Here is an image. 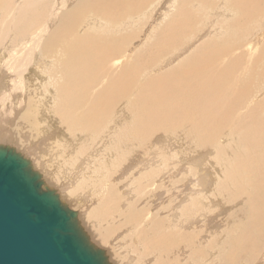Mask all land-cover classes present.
<instances>
[{
  "label": "bare ground",
  "instance_id": "1",
  "mask_svg": "<svg viewBox=\"0 0 264 264\" xmlns=\"http://www.w3.org/2000/svg\"><path fill=\"white\" fill-rule=\"evenodd\" d=\"M15 1L16 0H13L11 4L17 3ZM145 1H149V0H55V2H49L48 0H37L38 2L37 6L35 4V0H27L26 1L27 4L25 3H24L25 5L22 4L21 7L23 6V11L20 10L19 14L23 16V18L21 17V20H23L25 24L26 23L27 24H26V28L24 29L21 28L23 30L20 34L21 37L11 38L10 40L12 39L15 40V42L11 44V41H9V38L11 37L10 32L13 34L12 32L13 29H11L12 28L11 27L10 28L11 31H8L5 25H9L11 22H13V20L10 21L9 23L8 22L9 20L7 19L8 24L4 25L6 27V30L8 31L7 34L5 33L7 35L5 36V38L6 37L7 38L5 39L3 36V40H1V42H4V43L0 47V52H1L0 53V140L7 141L8 143L4 144V142H0V144L13 147L15 150H17L18 152L22 153L25 157H27L23 153L24 150L21 149L22 150L21 151L18 148V145L17 146L13 145L15 142H18V143L21 142L19 145H24V146H21L22 148L24 147V149H27L28 151L30 150L31 152V154L29 155L30 157L28 156L27 158H29L32 161L33 167L42 174L43 179L45 180L47 185H49L50 183L46 179V177L49 176L47 173H50V176H51L52 171L50 170L54 168L52 169L49 168L52 166V164L50 166L47 165L48 164L47 161H49V159L47 160V158L45 157L46 155H43L44 157H39V154L41 155L42 153L40 152L35 153L34 152L35 150H33L34 148H32L29 145V143H31L32 141L28 142L27 140L28 136H30L29 133H31V135H34L35 131L36 132L42 131L41 136H43V132L48 131L49 123L46 121V119L54 118L55 120H58L57 122H59L61 130H62L61 133L63 134L62 136L61 135H58V136H61L65 139L64 145L53 142L57 147L60 146L58 147V149H56V153L60 154L63 152L62 153L63 155L64 153H68L67 147L69 144L74 145V148L77 149L76 148L77 145H75L77 143L74 142L75 140L73 141V139L74 138L83 139L85 142L87 141V142L93 143V145L90 146L89 149L92 147L96 149V150L94 149L93 152L91 149H90L91 152L89 153L86 152L87 154H90L88 156V161H89L88 164H89L92 162V158H94L95 153H97V149H98L96 148L97 145L99 144L98 146H100L101 144V147H106L104 157H103V152L102 153L100 152L102 154L101 156L100 154H98L100 156L99 159H101L102 157L104 159L103 165L99 164L101 160L103 159L101 160L98 159V161L100 162L99 163L97 162L98 166L100 165L105 166L104 169L100 168L99 170V172L102 173V176L100 173V176L102 178H100L101 180L99 181L98 179L99 177H98L97 178L98 182L97 180H95L94 183L92 182L88 185L90 187L89 188L90 190H93L96 193L98 192L97 194L94 192L95 197L97 198V199L94 198L95 199L94 206L91 208V210L86 209L87 211H84V212L82 211L84 210L83 207L81 206L82 204H85L86 202H89L91 200L92 202L94 201H93V195L89 191L84 192L81 186L80 188L83 192L81 191L82 193L80 194V196L82 199L79 196L77 198H80V200H83V201H80L82 202V204L77 205V206L82 207L79 210L82 209L81 211L87 215V217L89 218V221L93 220L92 222H94L95 224V229L96 227L98 228V231L101 233V236L103 239H106L107 234L109 235L111 232H113L118 227L116 225L118 224L116 220L120 218L119 215L123 216L124 214H127V217H125L124 220L122 221L123 222L122 224L123 232L121 233H124V231H126V228H127L132 233L134 231V235H131L132 233L130 234L129 232V235L134 237L135 232L138 229L140 234H144L145 236L146 235L148 236L142 239L144 243L141 240L139 241L141 242V244H139L138 242L139 245H142V243L145 245L144 252H140L141 249L140 251H136V252H140L139 254H137L139 255L140 262L144 257H148L147 254L151 253L158 257L156 262L153 264H182V261L185 259H186V264H190V263L191 264H264V254H262L264 252V247L263 246H260L258 248L256 247V242L260 238L259 236H261L262 241H264V239L262 238L264 236V99L260 101V98H259V100L257 99L256 101H254V99L256 98V95H254L255 87L253 86L252 83H248L246 81V74L248 73L249 69L245 66H244L245 68L244 67L240 68L242 66L237 67L240 69H236V70H235L236 67L233 70L228 69L229 67H227V68H224L219 75H217L218 73L216 72L219 70L214 69V67H217V62L221 64L224 62V60H226V56H223L220 58V55L224 51L229 50L232 46L223 45L224 43H212L209 46V53L207 55H203L200 57V52H197L195 55L191 56L190 58L182 62L177 68L171 70L168 73H161L157 77L148 76V73L153 72L154 70H157L155 73H159L165 69L166 64H168L169 60L172 58V57L167 58L168 54H172V53L174 54L175 52L179 53V51L181 52V54H183V52L191 48L194 42H196L197 40H200L198 38H201L200 35L202 31L209 29V27H206V28L202 27L201 30L189 36L187 38L186 43L184 44H181V45L172 44L179 35L188 34V30L193 26L192 10H198L200 5L196 1H193L192 4L189 5L188 2L190 0H180L179 3H177L176 1L174 2V0H172L174 2L173 4L171 3L172 1L169 2L172 5L165 4V5H168V7L162 8V9H165L164 12L159 11L162 15L161 17L163 16L165 17L164 15L165 12L168 10H171L173 8V5L175 4L174 13L169 15L163 23L158 25V27H155L156 26L155 23L153 24L155 25L154 26L155 29H154V36L152 37V42L146 46L144 51L139 52L135 56L134 58L135 61L133 63V66L130 67L129 69L127 68L122 69L123 66H121L119 75L118 76L114 75L115 77H112V78H109L110 75H107L106 77L105 76L100 77L98 74L102 70L110 68L108 64L114 63L113 66H115L118 64V61H113V60L111 61V58H108L109 50H104L102 52L103 53L102 59H100L96 57V54H94L89 49V43L94 36H91L90 34L85 35L84 32L86 30L88 32L89 31L88 28H92V25L96 24L100 26L102 23L100 19L93 18L94 16L91 15V13L95 12L96 16H104V14H111L112 19H116L118 16H124V14L137 11L141 7V4H143V2ZM7 2H8L7 0H0L1 9L6 8V9H9V11H11L9 5H6ZM47 2H49V4L54 3L55 9L52 8L53 6L51 7L50 5H48ZM153 3H151L150 6ZM226 3H228V5L231 7L232 9L231 12H226L223 10V8H225L224 5H226ZM12 7L13 6L11 5V9ZM48 9L49 11L51 9L50 12L48 11L49 13H47ZM153 9L156 11V7ZM153 9L151 10L150 8L149 10L153 11ZM15 10H16V7H15ZM15 10L13 12H18L17 10L16 11ZM263 10H264V0H219L218 8L209 10L207 13H209V15H213L214 17L217 18V20H219L218 18L220 17L221 18L224 17L225 19V17H229L232 13L237 12V13H240V16L242 17V21L244 19H247L250 22L251 17H253L256 14H259L260 12H264ZM119 13L121 14L123 13V14L118 15ZM116 14L118 16H116ZM7 15L9 14H6V16ZM156 17H160V16L156 15ZM263 17H261L260 20H257L256 23L260 22L263 19ZM6 18H8V16ZM230 18L231 17L227 18V21L232 22L235 26H236V22L241 25L243 24V23H240L239 21H233V19L232 21L228 20ZM4 19L1 18L2 21ZM9 19H12V18H9ZM44 20H45V23L43 27L42 26L40 27L41 22H43ZM128 21L134 22L132 18L129 19ZM4 23H6V19ZM262 25L264 27V24ZM14 26L16 28V24ZM18 26H20V24H18ZM36 27L37 28L39 27L38 29L39 31L36 30L37 29ZM1 28L0 30H2ZM221 30H222V27H220L219 29L217 28L214 29V31L218 33H220ZM245 30L246 28H243L241 32ZM214 31L212 30L207 31V32H210L209 35L206 32L208 35L207 37H209L211 34H214L213 33ZM254 31L255 30H253L252 32ZM2 33L3 32H0L1 36L5 35ZM206 33L204 35H206ZM1 38L2 37H0V39ZM263 38H264V35H263ZM127 39H128V35L122 38L123 41H126ZM229 45H231V43H229ZM171 46H174L175 49L173 50L168 49ZM237 49H234V50H237ZM122 50L123 49H121L120 51ZM127 52L129 55H131L134 52V50L131 49V51H127ZM50 54L53 56L62 54L64 58L62 59L59 65H54L52 69L50 70L51 73H54V79H53L54 82H50V84L48 85V88L50 90L49 86H51V90H50L51 92L46 94L44 92L46 90H44L42 87L44 86V82L47 81V75L45 74L44 69L48 65L52 66V63H50L49 58H48ZM36 57L38 59L36 64L38 65L36 66V68L34 66L33 68H35V70H32V71L30 70V74L28 75L29 68L32 67L31 65L33 64V61ZM158 57H160L161 59L158 63L155 64V68H149L147 70L144 69L143 65H145L146 63H149V65H151L153 61L156 60V58ZM174 57L175 55L170 60V62L174 59ZM234 63L237 64L236 62ZM234 63L232 64V66L233 65L235 66ZM263 63L261 65H263ZM259 67L260 66H258L257 69ZM166 68H170V67L168 66ZM11 70H13V75L9 76L8 74L10 73ZM59 73L61 74V78L63 79L64 82L62 81V83H60L61 85L59 84L58 86H56L59 83V81L57 83L55 80H57L58 78L57 75H59ZM25 74L26 76L28 75V78L31 80V84H30L31 86H28L29 85L28 84L27 85L28 87L26 86V88H24L22 85L23 88L19 91L21 92V94L19 95V100L18 98L16 99L18 100L17 104L19 103V106H20L18 108L22 107V109H17L13 105L15 104V101H16V100L14 101L13 99L14 97H12V100L14 101L13 102L9 96V92H8L9 90H7V92H4V90L7 89L8 81H14V83L15 81H21V80L25 81L26 80L24 79ZM144 74L147 75L148 79L145 81L144 84H142L139 87V90H138L137 88L138 81L140 80V78L141 79L144 78L143 77ZM241 77L243 78L245 77V82L243 83L240 82ZM102 84H103V87L99 88V86ZM17 87L18 86L16 85V88ZM135 90H137L135 100L131 101L130 106L127 108L129 109V114H126V103L121 102L120 100L122 98L128 99L130 93ZM259 91L260 92L263 91V87H261ZM260 92H257V95H259L258 93ZM17 94H18V91H17ZM17 94H14V95H17ZM253 96L255 98H253ZM250 99L251 101H253V103L250 102ZM18 110H22L23 113L17 112ZM120 112L122 114V118L125 117V121L123 123L121 122ZM13 114L16 115L17 119L20 118V121H19L20 123H17V124L15 123L16 120H13L15 118ZM12 116L14 117L13 119H12ZM217 117L222 118L221 119L222 122L217 126H212V129L210 131L209 129L204 130L207 127H211L210 124H212L213 119H216ZM22 119L27 124V126L30 127V130L27 129L29 131H27L28 133L25 132L24 135L22 134V132L21 134L17 132L15 134L17 135V137L16 136L13 137V133L15 132H10L8 130V127L10 128L11 126L16 127L20 125ZM183 120H187L189 122L191 134L193 133L197 134L199 144L201 145L208 142V140H212V137L215 135V133L219 132L223 127L225 128L228 127V129H230V132L233 135H238V136H241L242 138L240 139L241 141L240 149L235 150L234 152L232 151L234 154V158H231L230 160L234 162L232 163V165L230 164L231 166L228 168V171L226 170L227 171V174L225 175L226 180L220 184L218 188L219 190H215L217 185H215L216 175L214 173L216 172H213L212 170L209 156L205 153L204 154L202 153L200 156H197L196 158L197 160H195L197 161L198 163L197 166H199L200 169L198 172L196 171L198 175L196 179L198 186H195L194 189L196 187H200L201 191H204L201 193H203L205 196H208L209 199L213 198L212 194L217 195V193L219 192L221 195H226L229 200L228 202L229 203L231 202L233 204L237 203L240 199L244 198V202H243L244 205L240 207L241 212L244 215V217L240 222L238 221L237 223H234L235 215L230 217L232 221V225L228 229L229 233L227 234L228 238L226 242H223L224 239L221 242V238L219 236L220 235L219 232L222 231V230L219 231V227H220L219 224L221 223V222L219 223L220 220L218 221L219 224L218 223L214 224L213 222L214 225H212L211 227L209 225V222L215 219L214 213L211 214L210 212H204L203 210H205L206 208L201 210L198 206L196 207H198L201 211L198 209H194V210L192 209L191 211H189L186 204L183 205L184 204L183 202L186 201L187 197L191 199L190 198L191 195L188 196L187 194V197H186L184 195L186 193L184 191H181L179 194V197H177L176 196L177 194L175 192L176 194L175 196L177 198L176 201H174L173 203L170 201V199L169 200L166 199L165 201H162L161 198L164 197L163 196L164 192L167 189L168 184L171 182L168 183V179L167 180L163 178L157 179L156 176H158L159 173L158 175H156V168H153L155 167L154 164L156 162L152 163L153 165L151 166L149 165L150 166L149 170L144 171L143 175L141 173L142 176L139 177L140 179L137 178V181L140 180L146 183L142 184L140 182L139 184L138 182L140 187L137 186L138 188H136L135 195H133L134 194L133 191H134V188L137 182L134 185H132L133 183L132 182L130 185H128V188H126L127 187L126 186L124 193H126L128 197H131V198L132 196L136 197V194L141 195L142 199L150 202L151 196H149V193H151V191L154 188H158V189L160 188L162 191L160 192L159 196L156 199H154L153 204L151 205L148 203L149 206L151 205V207L145 208L146 206L144 205L145 207L143 206L142 208L141 206V208L149 209V211H151L152 209H155V206L157 204H160V206L157 205L158 209L156 207L157 212L167 213V211H170V213L167 215L168 216L167 221L163 219V217L160 218L152 214V216L153 215L154 216L149 221L151 223V225H149L150 227L148 226L149 228L148 227L141 228L140 227L141 214H139L140 210L138 212L133 211L134 209H136V205L139 204L137 203V200L141 199V197L139 196H138L139 199L137 198V200H135L134 199L135 197H133V201L131 200L132 204L131 203L128 204V207L125 209H123L122 207L121 209L120 208L117 209L116 208L117 206L114 207V205L118 201L117 197L119 196V191L118 189L113 187L112 184H111L112 186L109 184V180H108L109 174L108 176H106L108 177V179L106 180L105 175L107 174L105 173L107 172V169L110 168V164L113 162V160H115L114 158L117 155V152H120L123 147H132V148H135L136 150L139 144H140V146H138L139 150H140V147H144L145 149H147L146 152H150L153 150V147L155 146L154 145V140H155L154 135L160 132H165L163 136L166 135L167 138L168 137L170 138V140L165 139L164 142L166 141L167 145L171 147L173 144H175V142L174 140L171 139V136L169 134H171L170 132H177ZM24 122L22 121V123ZM124 123H125L124 131H123L124 134L122 135L121 133L123 132H120V127ZM25 126H24V129L26 128ZM180 129H183V128L180 127ZM99 132H103V133H99ZM230 132L227 131L226 133H230ZM51 134H52V137L55 138L57 133L55 134V132H52ZM175 135L173 134V136ZM35 136L36 135L30 136V137L32 138ZM41 136L40 138L43 139V137ZM36 137L33 138V140H35ZM175 137H179V136H175ZM159 138L161 137H158L157 140H159ZM42 139H40L39 141H41ZM226 139H227V136H226ZM84 141L82 143H84ZM9 142L11 144H9ZM134 142H137V144L136 145L132 144ZM35 143L36 142L32 144H35ZM123 143H126L128 145L123 146ZM89 144L90 143H88V145ZM55 145H53V147ZM83 145L85 147V144ZM45 146L47 147V145ZM160 146H161L160 148L164 147L163 144ZM202 146H205V145H202ZM35 147L38 149L37 146ZM156 147L157 146H155V148ZM83 148H82V151L84 152L85 148L84 149ZM68 150H70L69 153H72V154L74 153L73 152L74 150L72 149H68ZM50 151L53 152V150H50ZM24 152L26 153V151ZM32 152H34V155L38 154L37 157L39 158V160L36 157L33 159H37V160L31 159ZM84 153L81 154L80 156L83 155L85 157ZM54 154L53 153L50 154L52 155V157L50 156V159L52 158L53 164L56 161L55 156L53 157ZM59 156H56V157L59 158ZM217 156L218 155H216V157ZM60 157L62 158V156ZM60 160H63V159H60ZM80 160H82L81 162H83V158L82 159L80 158ZM66 161L64 160V163ZM67 163L68 162H66L64 165L62 163L60 164L61 166L63 165V169L61 171L63 172L62 174H65L63 176H66V179L68 180H66L65 177H62V174H60L59 172L63 180L62 182H64L65 180V182L62 183V186L60 189V191L63 192L64 197L62 195L61 196L64 202H66V200L64 199L65 196L71 195L70 193L74 191L75 188L70 192V189L72 187L76 186L77 188L79 185H81V183H84V184L86 182L88 183V181H90L92 178L95 177V176L93 177V174L91 177L90 175L92 171H87L85 168H83V165L82 167L80 165L76 169L75 168L73 169V168L67 167L69 166L67 165ZM142 163L140 164V166L142 165ZM117 165H115V167ZM143 165H146V164H143ZM75 167H76V164H75ZM128 167L129 166H127V168ZM56 170L58 171V169ZM59 170H61V168ZM167 171L169 170L167 169ZM194 171L192 173L196 174V172ZM134 172H136V169ZM168 174L166 173V175ZM178 174L180 173L178 172ZM53 175H56V174H53ZM56 176H58V173ZM88 176H90L91 179H89L90 177L85 179ZM53 177L52 179L57 178V177L56 178H53ZM170 179L172 181V177ZM49 180L51 181L50 178ZM103 180L104 181L106 180V182L105 184L104 183L102 184L104 186L100 187V184L101 182H103ZM130 181L128 179L126 182L128 183ZM190 181L192 180H189V182ZM180 182L182 183L181 180ZM108 184L110 185V187H108ZM114 184H116V182ZM117 184L116 186H118ZM193 184H195L194 181H193ZM50 185H49L50 187L53 186L52 183ZM170 185L172 186L173 183L169 184V186ZM190 185H191V182L188 186ZM176 187L178 186L176 185ZM52 188L54 189V187ZM188 188H189L188 190L190 191V187ZM177 189L178 188H176V190ZM183 190L186 191L187 189H183ZM188 190L186 192H188ZM60 191L58 192L61 193ZM77 191H80V190L78 189L75 192ZM199 193L197 194L199 195ZM190 194L192 193L190 192ZM172 197H174V195ZM201 197L203 199V195ZM71 199L69 200L71 201ZM119 199L122 200L123 196ZM69 200L68 202H66L67 204L69 203ZM167 200L168 202H166ZM73 201H74V198H73ZM211 202L212 201L209 202L210 203L209 205H211ZM119 204L120 203H117L116 205H119ZM122 204L125 205V203H122ZM74 205L72 203L71 206H74ZM124 205H121V206H124ZM223 206L225 205L223 204L222 207ZM202 207L204 208L203 204H202ZM114 209L117 211H115ZM210 210L212 211V209ZM215 210L216 212L218 211L216 208ZM78 212H79V218H80L81 216L80 211ZM233 213H231L230 211V215ZM100 214H104L107 219L99 218ZM227 214L229 215V212ZM145 216L147 215L145 214ZM141 220H142V217H141ZM80 221H81V218H80ZM85 221L87 223L89 222L87 220ZM146 224L148 223H145L144 227H146ZM114 225H116V227H114ZM87 226L85 225L84 228L86 229ZM188 227H190V229H186ZM87 229L89 231L91 230L89 227H87ZM87 229L86 231L89 234L92 233V236H93L94 234L93 229L91 230V232H89ZM103 229L107 232V234H102ZM204 229L207 230L206 232L207 236L209 234L210 238L209 236L207 238L206 233H201V231ZM220 229H223V228H220ZM198 231H200L199 234H198ZM125 235L129 236L128 234H125ZM173 235H180V237L183 238L184 241L188 240L187 242H183L179 244L182 247V252L180 250L179 251L177 250L178 252L175 251L174 240L172 239ZM92 236H90L91 239H92ZM120 236L119 237L117 236V237L120 238ZM224 236L226 237V235ZM198 237L199 239H201L200 237L202 238L204 237L203 241H199ZM94 238L95 237H93V239ZM123 238H120L121 240L117 239L120 244L118 245L116 244L117 245L116 247L118 249L122 247L120 248L121 250H119V252L121 251L123 252V249H124V252L127 254L128 260H126L125 262L123 261L124 264H134L133 258L135 257H130V255L134 256L132 255V252H131L132 251L131 249L133 248L130 249V247H133V246L128 245L127 247H125V243L127 242L121 244V242L125 241L124 239L130 240V237L124 238V239ZM140 238L141 237H138V239ZM195 238L198 239V242L195 241L196 243H193L191 240H194ZM93 239H92L93 242L94 240L97 241V239H94V240ZM111 241H113V239ZM100 243L98 242V244ZM104 245H105V240H104ZM113 245L115 246V244ZM116 247H114L113 250H116L117 251L116 253L120 255L121 253H119L118 250L115 249ZM111 251H112V247H111ZM124 252H123L124 255L122 254V256H125ZM113 253H115V251ZM258 255H260V258H258ZM163 256L164 257L167 256L168 259L163 260ZM114 258L116 259V257ZM119 258L124 259V257H119ZM153 258L154 257L151 258V261ZM142 261H145V260H142ZM137 263L139 264V261Z\"/></svg>",
  "mask_w": 264,
  "mask_h": 264
},
{
  "label": "rangeland",
  "instance_id": "2",
  "mask_svg": "<svg viewBox=\"0 0 264 264\" xmlns=\"http://www.w3.org/2000/svg\"><path fill=\"white\" fill-rule=\"evenodd\" d=\"M8 2H7V4L6 5H9V7H10V10L12 11H9V9H6V8H2L1 9V6H0V26L2 27H0L2 30H0V32H3L2 34H7L8 33V31H11V29H15L14 31L12 30V32H13V34L10 32V38H9V41H11V44L12 43H14L15 42V40H10L11 38H19V37H21V32L23 31L22 29H24V28H26V24H25V22L23 21V20H21V17L23 18V16L22 15H20L19 14V11L20 10H22L23 11V6L21 7V5L23 4V5H25V4H27L26 3V1L27 0H16L15 2H17V3H15V4H11L12 2H13V0H7ZM21 1V2H20ZM49 2H55V0H48ZM172 0H168V1H166V0H149V1H145V2H143V4H141V7L137 10V11H135V12H132V13H127V14H124V16H126V17H124V16H118V15H122L121 13H119L118 15L116 14V16H118L116 19H112V16H111V14H104V16H96L95 15V12H92L91 13V15H93L94 17L93 18H98V19H100L101 20V25L100 26H98V25H92V28H88V32H87V30L84 32V34L86 35V34H90L91 36H94L92 39H91V41H90V43H89V49L94 53V54H96V57H98V58H100V59H102V55H103V51L104 50H109V54H108V58H111V61L113 60V61H118V64L117 65H115V66H113V64L114 63H110V64H108V66L110 67V68H107V69H105V70H102L100 73H98L99 74V76L101 77V76H107V75H110V77L109 78H112V77H115V76H118L119 75V71H120V67L121 66H123V68L122 69H124V68H127V69H129L130 67H132L133 66V63H134V58H135V56L139 53V52H142V51H144L145 50V48H146V46L149 44V43H151L152 42V37L154 36V29H155V27H158V25H160L161 23H163L164 21H165V19L169 16V15H171L172 13H174V11H175V4L173 5V8L171 9V10H168V11H166L165 12V17L163 16V17H161L162 15H161V13L159 12V11H161V12H164V10L165 9H162V8H167L168 7V5H165V4H170V5H172L175 1L177 2V3H179L180 2V0H174V2L172 1ZM193 1H196L199 5H200V7H199V9L198 10H192V12H193V15H192V17H193V26L188 30V34H184V35H179L176 39H175V41L172 43V44H177V45H181V44H184V43H186V41H187V38L189 37V36H191V35H193L194 33H196V32H198L199 30H201L202 29V27H209V29L208 30H205V31H202V33H201V35H200V37L201 38H198V39H200V40H197L196 42H194V44L191 46V48H189L188 50H186L185 52H183V54H181V52L179 51V53L178 52H175L173 55L172 54H168L167 55V58L168 57H172L173 58V56L175 55V57H174V59L170 62V60L172 59H170L169 60V65L168 64H166V66H165V69L164 70H162L161 72H159V73H155L157 70H154L153 72H150V73H148V76L150 77V76H152V77H157V76H159L161 73H168V72H170L171 70H173V69H175V68H177L182 62H184L185 60H187L188 58H190L191 56H193V55H195L197 52H200V57L201 56H203V55H207L208 53H209V46H210V44H212V43H224L223 45H226V46H232L229 50H227V51H224L221 55H220V58L221 57H223V56H226V60H224V62L223 63H221V64H219L218 62H217V67H214V65H213V67H214V69H217V70H219V71H217L216 73H218L217 75H219L221 72H222V70L224 69V68H227V67H229L228 69H234L235 67V70L236 69H240V68H243L244 66L245 67H247L248 69H249V71H248V73L246 74V81L248 82V83H252L253 84V86L255 87V92H254V95H256V98L253 96V98H255L254 99V101H256L257 99L259 100V98H260V101L262 100V99H264V38H263V35H264V27H263V25L262 24H264V12H260L259 14H256V15H254L253 17H251V20H250V22H249V20H247V19H244L243 21H242V17L240 16V13H237V12H234V13H232L229 17H231L230 19H228V20H231L232 21V19H233V21H239L240 23H243L242 25L241 24H238L237 22H236V26L232 23V22H228L227 21V18H229V17H225V19H224V17H220V18H218L219 20H217V18L216 17H214L213 15H209V13H207L209 10H213V9H216V8H218V2H219V0H190L189 2H188V4L189 5H191L192 4V2ZM45 2V1H44ZM49 2H47L48 3V5H50L52 8H54L55 9V6H54V3H50L49 4ZM153 2H155V3H153ZM169 2H171V3H169ZM184 2V1H183ZM182 2V3H183ZM9 3V4H8ZM25 3V4H24ZM151 3H153L151 6H150V4ZM181 3V4H182ZM35 4H36V6L38 5V2H37V0H35ZM11 5L13 6L12 7V9H11ZM16 5V6H15ZM18 5V6H17ZM154 5H156V6H154ZM180 5V4H179ZM225 6V8H223V10L224 11H226V12H231V7L228 5V3H226V5H224ZM15 7H16V10L18 11V12H13L14 10H15ZM149 7V8H148ZM156 7V11L153 9V8H155ZM22 8V9H21ZM147 8H148V10H147ZM151 8V10L153 9V11H150L149 9ZM161 8V9H160ZM4 9V10H3ZM39 9H41V8H39ZM2 10V11H1ZM15 10V11H16ZM49 11V9L47 10V13H49L50 11H51V9H50V11ZM264 11V10H263ZM10 12V13H9ZM43 12V11H42ZM41 12V13H42ZM148 12H150V13H148ZM152 12V13H151ZM15 13V14H14ZM40 13V14H41ZM6 14H9V15H7L8 16V18H6L7 16H6ZM21 14H22V12H21ZM160 14V15H159ZM49 15V14H48ZM48 15H47V17H48ZM156 15L157 16H160V17H156ZM4 16V17H3ZM6 16V17H5ZM50 16V15H49ZM14 17H15V19H14ZM233 17V18H232ZM236 17H238V18H236ZM241 19H240V18ZM261 17H263V21H262V23H261V21L260 22H257L256 23V21L257 20H260L261 19ZM1 18L2 19H6V23H4L5 22V19L2 21L1 20ZM9 18H12V19H9ZM132 18V20H134V22H129L128 20L129 19H131ZM237 20H236V19ZM7 19L9 20L8 22L10 23V21H12L13 20V22H11L9 25H5V24H8V22H7ZM239 19V20H238ZM217 20V21H216ZM247 20V21H246ZM157 21V22H156ZM242 21V22H241ZM15 22V23H14ZM2 23H4V24H2ZM14 23V24H13ZM20 24V26H18V24ZM44 23H45V20L43 21V22H41V24H40V27L42 26L43 27V25H44ZM155 23V25H153ZM157 23V24H156ZM16 24V28H15V25ZM5 25L6 27H7V30H6V27L3 26ZM259 25V26H258ZM9 26V27H8ZM22 26H24V27H22ZM153 26V27H152ZM155 26V27H154ZM255 26V27H254ZM257 26V27H256ZM12 27V28H11ZM14 27V28H13ZM19 27V28H18ZM220 27H222V30H221V32L220 33H218V32H215L214 31V29H219ZM262 27H263V29H262ZM9 28V29H8ZM11 28V29H10ZM22 28V29H21ZM37 28V27H36ZM36 28H34V29H36ZM243 28H246V30L245 31H242L241 32V30H243ZM254 28H256V29H254ZM261 28V29H260ZM39 29V27L36 29V30H38ZM41 29V28H40ZM151 29H153V30H151ZM258 29H259V31H258ZM16 30H18V31H16ZM19 30H20V32H19ZM151 30V31H150ZM209 30H212V31H214L213 33L214 34H211L209 37H207L209 34H210V32H207V31H209ZM253 30H255L254 32H252ZM39 31V30H38ZM219 31V30H218ZM262 31V32H261ZM18 32H19V34H18ZM207 32L208 33V35H207V33H206V35H204L205 33ZM15 33V34H14ZM257 33V34H256ZM259 33V34H258ZM2 35L1 36V34H0V37H2L1 39H0V42H1V40H3V36H4V38H5V36H7V35ZM12 34V35H11ZM15 35V36H14ZM128 35V39L126 40V41H123L122 40V38H124V37H126ZM130 35V36H129ZM14 36V37H13ZM26 36H28V35H26ZM261 37V38H260ZM7 38V37H6ZM5 38V39H6ZM203 38H205V39H203ZM256 38V39H255ZM150 41H149V40ZM224 40H226V41H224ZM230 41V42H229ZM3 43L4 42H1V44H0V47H1V45H3ZM229 43H231V45H229ZM222 46V45H221ZM135 47V48H134ZM240 47H242V48H240ZM238 48V49H237ZM240 48V49H239ZM121 49H123L122 51H120ZM131 49H133L134 50V52L131 54V55H129L128 54V52L127 51H131ZM168 49H170V50H173V49H175L174 48V46H171V47H169ZM234 49H237V50H234ZM237 52V53H236ZM1 53V52H0ZM179 54V55H178ZM242 55V56H241ZM251 56V57H250ZM52 57V58H51ZM49 58V61H50V63H52V66H50V65H48L45 69H44V72H45V74L47 75V81H45L44 82V86L42 87L44 90H46V91H44L43 89V91L47 94V93H49V92H51L50 90H51V86H49L50 87V90H49V88H48V85L50 84V82H54V73H51V69H52V67L54 66V65H59L60 64V62L62 61V59L64 58V56L61 54V55H57V56H53V55H51L50 54V56L48 57ZM160 57H158V58H156V60H154L153 61V65L151 64V65H149V63H146L145 65H143L144 66V69L145 70H147V69H149V68H155V64L156 63H158L159 61H160ZM37 61H38V59H37V57L34 59V61H33V64L31 65L32 67H30L29 68V73H28V75L30 74V70L32 71V70H35V68H36V66L38 65V64H36L37 63ZM234 62H236L237 64H235ZM261 62V63H260ZM235 64V66L233 67L232 66V64ZM263 63V65H261ZM243 64V65H242ZM258 64V65H257ZM232 67H231V66ZM35 66V68H33ZM170 67V68H166V67ZM173 66V67H172ZM240 66H242V67H240ZM258 66H260L258 69H257V67ZM62 67V66H61ZM237 67H240V68H237ZM244 67V68H245ZM9 76L10 75H13V70H11L10 71V73L8 74ZM28 75L26 76V74H25V76H24V79H26L25 81L24 80H21V81H15V83H14V81H8L7 82V89H5L4 90V92H7V90H9L8 92H9V96H10V98H11V100H12V97H14L13 99H14V101L18 98V100H19V95L21 94V92H19L23 87L24 88H26V86L28 85V86H31L30 84H31V80L28 78ZM115 75V76H114ZM58 76V78H57V80H55L57 83H58V81H59V83L56 85V86H58L60 83H62V81H63V79L61 78V74L59 73V75H57ZM144 78L143 79H141L140 78V80L138 81V84H137V88H138V90H139V87L142 85V84H144L145 83V81L148 79V77H147V75H145L144 74V76H143ZM29 79V80H28ZM7 81V80H6ZM28 81V82H27ZM18 82H20V83H18ZM64 82V81H63ZM240 82L241 83H243V82H245V77L243 78V77H241V80H240ZM6 83V82H5ZM17 83V84H16ZM23 83V84H22ZM240 83V84H241ZM15 84V85H14ZM10 85V86H9ZM16 85L18 86L17 88H19V89H17L16 88ZM22 85H23V87H22ZM61 85V84H60ZM27 86V87H28ZM103 87V84L102 85H100L99 86V88H102ZM261 87H263V91H259V89L261 88ZM10 88V89H9ZM48 90H47V89ZM10 91H12V92H10ZM14 91H15V93H14ZM17 91H18V94H17ZM257 92H260V93H258L259 95H257ZM136 93H137V90H135V91H133V92H131L130 93V95H129V98L128 99H124V98H122L120 101L121 102H125L126 103V114H129V109H127L129 106H130V103H131V101H134L135 100V97H136ZM13 94V95H12ZM14 94H17V95H14ZM263 96H262V95ZM258 96V97H257ZM18 100H16L15 101V104H13L17 109H22V107L21 108H18V107H20L19 106V103L17 104V101ZM13 101V100H12ZM13 101V102H14ZM52 101H53V99H52ZM250 102L251 103H253V101H251V99H250ZM249 102V103H250ZM255 103V102H254ZM18 106H17V105ZM254 105V104H253ZM9 106H10V104H9ZM16 109V110H17ZM22 110H18L17 112H20V113H23V111L21 112ZM15 118H14V117ZM13 116H12V119L13 120H16L15 121V123L17 124V123H20L19 121H20V118H16V115H14L13 114ZM120 116H121V122L123 123L124 121H125V117H123L122 118V114H121V112H120ZM220 119V120H219ZM222 118H219V117H217L216 119H213V123L212 124H210V126L211 127H207V128H205L204 130H206V129H209V131L212 129V126H217V125H219L221 122H222V120H221ZM123 120V121H122ZM215 120V121H214ZM219 120V121H218ZM22 121L24 122V120L22 119ZM22 121H21V124L20 125H18V126H11L10 128L8 127V130L10 131V132H15V133H13V137H17V135H15L17 132L19 133V134H21V132H22V134L24 135L25 134V132H27V131H29L30 130V127H28L27 126V124L24 122V123H22ZM46 121L49 123V125H48V131L46 132H43V136H41L42 135V131H35V133H34V135H36V136H38V137H36V139L35 140H33V138H35V137H30V136H34V135H31V133H29V135L30 136H28V138H27V140H28V142L30 141H32L31 143H29V145L32 147V148H34L33 150H35L34 152L35 153H42L41 155L39 154V157H44L43 155H46L45 157L47 158V160L49 159V161H47V165H51L52 164V166L51 167H49L50 169H52V168H54V169H52V170H50V171H52L51 172V176H50V173H47L49 176H45L46 177V179L50 182H48L49 183V185L52 183V187H54V189H55V187H56V190L58 189V191H60V189H61V186H62V183H64L65 182V180H64V182H62L63 180H62V177H65V179H66V176H63V175H65V174H62L63 172H61L62 171V169H63V165L66 163V162H68L67 163V165H69V166H67V167H70V168H77V167H79L80 165H81V167H82V165H83V168H85L87 171H92L91 172V177H92V174H93V177L94 178H92L91 179V177L90 176H88V177H86L85 179H87V178H89V179H91L90 181H88V183L86 182L85 184L84 183H81V185H79L77 188H76V186L75 187H72L71 189H70V192L74 189V191H72L70 194L71 195H69V196H65V200H66V202H68V200L69 199H71V201L69 200V205L71 206L72 205V203H73V205L74 206H71L73 209H75V210H78V211H80V214H81V216H80V218H81V221H82V224H83V226L85 227V225L87 226V227H89L91 230L93 229V236H92V233H90L91 235L90 236H92V239H93V237H95L94 239H97V241L100 243V244H98V242L97 241H95L94 239V242L99 246L100 245V247H102V248H104V249H106L107 250V253L109 254V259H110V261L111 262H113L114 260V264H116V262H117V264H124V262L126 261V260H128V258H127V254L124 252V249H123V252L125 253V256H122V254H123V252L121 251V252H119V250H121L120 248H122V247H120L119 249L116 247L118 244H120L119 243V239L120 238H123V236H124V238H128V237H130V240L129 239H124L125 241L124 242H121V244L122 243H125V242H127V243H125V247H127L128 245H130V246H133V247H130V249L131 248H133V249H131L132 251V255H134V256H131L130 255V257H135V258H133L134 260V264H138L137 262L139 261V264H153V263H155L156 262V260H157V256H155L154 254H151V253H149V254H147L148 255V257H144L142 260H145V261H142L141 260V262H140V259H139V255H137V254H139L140 252H144V242H143V240L142 239H144V237L146 238V237H148L147 235L145 236L144 234H140L139 233V231H138V229L136 230V232H135V236L134 237H132V236H130L129 235V232H130V230H128L126 227V231H124V233H121V232H123V226H122V224H123V220H124V218L125 217H127V214H124L123 216L122 215H119L120 216V218H118L116 221H117V223L118 224H116L118 227L113 231V232H111L109 235L107 234V232L103 229V231H102V234H107V237H106V239H103L102 238V236H101V233L98 231V228L96 227V229H95V224H94V222H92L93 220H91V221H89V218L87 217V215L86 214H84L83 212L84 211H87L86 209H90L91 210V208L94 206V203H95V199L94 198H96L95 197V191H93V190H90L89 188V184L90 183H94L95 182V180H97V178L99 179V181L101 180L100 178H102L101 176H102V173L101 172H99V170H100V168H102V169H104V167L105 166H101V165H103L104 164V159H103V157H104V155H105V151H106V147H101V144H100V146H98L97 145V147L96 146H94V147H96V148H98L97 149V153H95V156H94V158H92V162L91 163H89L88 164V156L90 155V154H87V153H89V152H91L90 151V149L92 150V152L94 151V149L95 148H90L89 149V147L90 146H92L93 145V143H91V142H85L83 139H73V141L74 142H76L77 144H75V145H77V149H75L74 148V145H68V147H67V152L68 153H64V155L62 154V153H56V149H58V147H60V146H56L54 143L56 142V143H60V144H62V145H64L65 144V139L63 138V137H61L63 134L61 133V127H60V124H59V122H57L58 120H55L54 118H52V119H46ZM187 120H183V122H182V124L180 125V127L181 128H183V129H180V127H179V130L177 131V132H170L171 134H169L170 136H171V139L172 140H174V142H175V144H173L171 147H169L168 145H167V143H166V141L164 142V140L165 139H169L170 140V138L168 137L167 138V136L165 135V136H163L164 134H165V132H160V133H156L155 135H154V138H155V140H154V145L155 146H157L156 148H155V146L153 147V150L152 151H150V152H146V150L147 149H145L144 147H140V150H139V147L138 146H140V144L137 146V148H136V150H135V148H132V147H123L122 148V150L120 151V152H117V155L115 156V160H116V162H115V160H113V162L110 164V168H105V169H107V172L105 173V174H107V175H105V178H106V180L108 179V177H109V184L111 185H113V187H115L116 189H118V191H119V196L117 197V199H118V201H117V203H120L121 205H124V204H122V203H125V205L124 206H121L120 204V207H119V205H114V207L115 206H117L116 208L117 209H121V207L123 208V209H125V208H127L128 207V204H132V201H133V197H135V196H132V198L131 197H128V195L126 194V193H124V191H125V187L126 188H128V185H130L132 182V185H134L136 182V185H135V188H134V194L133 195H135V191H136V188H138V187H140L139 186V184H140V182L142 183V184H144V183H146V182H143V181H140V180H138L137 181V178L138 179H140L139 177H141L142 175H143V173H144V171H147V170H149V167L151 166V165H153L152 163H155L154 164V166L155 167H153V168H156V175H158V173H159V175L158 176H156L157 177V179H159V178H163V179H168V183L169 182H171V183H173V185L171 186H169V184H171V183H167L168 184V187H167V189L165 190V192H164V197H162L161 199H162V201H165L166 199H170V201L173 203L174 201H176L177 200V198H176V196L177 197H179V194H180V192L181 191H184L186 194H184L186 197H187V194H188V196H190L191 195V199H189V197H187L186 198V201L185 202H183L184 204L183 205H185L186 204V206H187V208H188V210L189 211H191L192 209L194 210V209H198V210H203V209H205V210H203L204 212H210L211 214H213L214 213V215H215V219L214 220H212L211 222H209V225H210V227L212 226V225H214L215 223H218V221H219V225H220V227H219V231H221V232H219V236H220V238H221V242L223 241V239H224V241L223 242H226V240H227V238H228V229H229V227L232 225V221H231V216H233V215H235V220H234V223H237L238 221L240 222L242 219H243V217H244V215L242 214V212H241V208L240 207H242L244 204H243V202H244V198H242V199H240L237 203H235V204H233V203H229L228 201V198H227V196L226 195H221L219 192L217 193V195H213L212 194V196H213V198L212 199H209V197L208 196H205L203 193H201V192H204V191H201V189H200V187H196L195 189H194V187L195 186H198V183L196 182V179H197V172L199 171V169H200V167L199 166H197L198 165V163H197V161H195V160H197L196 158H197V156H200L202 153L204 154H207L208 156H209V158H210V164H211V167H212V170H213V172H216V173H214L215 175H216V182H215V185H217V187H216V189L215 190H219L218 188H219V186H220V184L221 183H223L226 179V177H225V175L227 174V171H228V168L232 165V163L234 162V161H231L230 159L231 158H234V154H233V152L235 151V150H239L240 149V147H241V141H240V139H242L241 138V136H238V135H233L231 132H230V129H228V127H223L219 132H216L215 133V135L212 137V140H208V142H206L205 144H202V145H205V146H202L201 144H199V141H198V136H197V134H195V133H193V134H191V129H190V127H189V122L187 121ZM218 121V122H217ZM216 123V124H215ZM24 124V125H23ZM25 124H26V126H25ZM184 124V125H183ZM12 125V124H11ZM14 125V124H13ZM10 126V125H9ZM24 126L26 127L25 129H24ZM123 126V127H122ZM124 126H125V123L123 124V125H121V127H120V132H123L124 131ZM185 126V127H184ZM13 127V128H12ZM50 127V128H49ZM18 130H17V129ZM122 128H123V130H122ZM27 129H29V130H27ZM14 130V131H13ZM122 130V131H121ZM20 131V132H19ZM102 131H103V129H102ZM185 131V132H184ZM227 131H229L230 133H226ZM39 132V133H38ZM52 132H55V134H56V136H55V138L54 137H52ZM28 133V132H27ZM99 133H103V132H99ZM175 135V136H179V137H175V136H173V134ZM186 133H187V135H186ZM49 134V135H48ZM51 134V135H50ZM112 134V133H111ZM122 135L124 134V132L123 133H121ZM178 134V135H177ZM220 134V135H219ZM45 135V136H44ZM47 135V136H46ZM58 135H61V136H58ZM104 135V134H103ZM160 135V136H159ZM190 135H192V136H190ZM217 135V136H216ZM231 135V136H230ZM2 136V135H1ZM40 136L41 137H43V139L42 138H40ZM220 136H221V138H220ZM226 136H227V139H226ZM3 137V136H2ZM50 137V138H49ZM142 137V136H141ZM158 137H161V138H159V140H157L158 139ZM166 137V138H165ZM218 137V138H217ZM230 137V138H229ZM42 139L41 141H39L40 139ZM163 138V139H162ZM194 138V139H193ZM29 139H31V140H29ZM218 139V140H217ZM233 139V140H232ZM15 140V139H14ZM45 140V141H44ZM48 140V141H47ZM79 140V141H78ZM157 140V141H156ZM236 140V141H235ZM38 141H39V143H38ZM84 141V143H82ZM163 141V142H162ZM210 141V142H209ZM222 143H221V142ZM0 142H4V144H6V143H8L7 141H1L0 140ZM34 142H36L35 144H37V145H35V144H32V143H34ZM52 142V143H51ZM54 142V143H53ZM196 142V143H195ZM212 142H213V144H212ZM12 143H14V142H12ZM21 142H15L13 145H18V148L21 150H24V151H26V153L23 151V153L28 157L30 154H31V152H30V150L28 151L27 149H24V147L22 148L21 146H24V145H19ZM79 143V144H78ZM88 143H90L89 145H88ZM161 143V144H160ZM185 143V144H184ZM209 143V144H208ZM215 143V144H214ZM9 144H11L10 142H9ZM40 144V145H39ZM43 144V145H42ZM83 144H85V147H84V145ZM132 144H134V145H136L137 144V142H134V143H132ZM131 144V145H132ZM164 145V147L163 148H160L161 146L160 145ZM45 145H47V147L45 146ZM53 145H55L54 147H53ZM61 145V146H62ZM86 145H88V146H86ZM95 145V144H94ZM127 146L128 144H126V143H123V146ZM159 145V146H158ZM212 145V146H211ZM35 146H37L38 147V149L35 147ZM71 146V147H70ZM79 146V147H78ZM81 146V147H80ZM237 146H238V148H237ZM46 147V148H45ZM70 147V148H69ZM85 148V153L82 151V148ZM166 147V148H165ZM168 147V148H167ZM173 147V148H172ZM234 147V148H233ZM45 149V150H43V149ZM51 148V149H50ZM83 148V149H84ZM129 148H131V149H129ZM145 150H144V149ZM182 148V149H181ZM206 148V149H205ZM216 148V149H215ZM231 148V149H230ZM234 150H233V149ZM53 150V152L52 151H50V150ZM68 149H72V150H74L73 152V154L72 153H69L70 152V150H68ZM108 149H110V148H108ZM126 149V150H125ZM128 149V150H127ZM214 149V150H213ZM220 149V150H219ZM21 150V151H22ZM32 150V149H31ZM36 150H37V152H36ZM40 150V151H39ZM96 150V149H95ZM135 150V151H134ZM144 150V151H143ZM155 150V151H154ZM171 152H170V151ZM225 152H224V151ZM50 151V152H49ZM55 151V152H54ZM82 151V152H81ZM169 153H168V152ZM211 151V152H210ZM217 151V152H216ZM219 151V152H218ZM233 151V152H232ZM34 152H32V155H31V159L32 160H37V159H33V158H38L37 157V155L38 154H35L34 155ZM87 152V153H86ZM103 152V157L101 158V159H103V160H101V159H99V157L102 155L101 153ZM152 152V153H151ZM154 152H155V154H154ZM216 152V153H215ZM221 152V153H220ZM44 153H46V154H44ZM49 153V154H48ZM51 153H55L54 155H53V157L55 156V158H56V161H55V163L53 164V162H52V158L50 159V156L52 157V155H50ZM76 153V154H75ZM80 153V154H79ZM84 153V155H85V157L83 156H80L81 154H83ZM140 153V154H139ZM212 153H213V155H212ZM215 153V154H214ZM220 153V154H219ZM69 154V155H68ZM72 154V155H71ZM76 156H75V155ZM98 154H100V156L98 155ZM62 156V158L60 157V156ZM68 155V156H67ZM169 155V156H168ZM172 155V156H171ZM182 155V156H181ZM216 155H218L217 157H216ZM56 156H59V158L58 157H56ZM65 156V157H64ZM67 156V157H66ZM146 156V157H145ZM177 156V157H176ZM214 156V157H213ZM30 157V156H29ZM162 157V158H161ZM172 157H173V159H172ZM55 158H54V160H55ZM78 158V159H77ZM80 158L82 159L83 158V162H81L82 160H80ZM168 160H167V159ZM217 158V159H216ZM59 159V160H58ZM60 159H63V160H60ZM68 159V160H67ZM84 159H85V161H84ZM96 159H97V161H96ZM98 159L99 160H101V162L100 161H98ZM149 159V160H148ZM183 159V160H182ZM215 159H216V161H215ZM38 160H39V158H38ZM53 160V161H54ZM64 160L66 161L65 163H64ZM70 160V161H69ZM120 160V161H119ZM137 160V161H136ZM143 160V161H142ZM146 160V161H145ZM170 160H172V161H170ZM51 161V162H50ZM59 161V162H58ZM79 161H80V163H79ZM123 161V162H122ZM164 161V162H163ZM215 161V162H214ZM71 162V163H70ZM97 162L99 163V164H101L100 166H98V164H97ZM139 162H143L142 163V165L140 166V164L141 163H138ZM145 162V163H144ZM213 162V163H212ZM57 163V164H56ZM59 163V164H58ZM60 163H64L62 166H61V164ZM78 163V164H77ZM117 163H118V165H117ZM120 163V164H119ZM128 163H129V165H128ZM137 163V164H136ZM169 163V164H168ZM186 163V164H185ZM194 163H195V165H194ZM75 164H76V167H75ZM95 164V165H94ZM136 164V165H135ZM143 164H146V165H143ZM163 164V165H162ZM231 164V165H230ZM55 165V166H54ZM78 165V166H77ZM111 165H113V166H111ZM115 165H117L116 167H115ZM123 165V166H122ZM131 165V166H130ZM132 165H134V166H132ZM139 165V166H138ZM150 165V166H149ZM157 165V166H156ZM193 165V166H192ZM65 166V167H66ZM127 166H129L128 168H127ZM144 166H145V168H144ZM167 166V167H166ZM169 166V167H168ZM184 166V167H183ZM58 167V168H57ZM61 168V170H59L60 168ZM89 167V168H88ZM99 167V168H98ZM112 167V168H111ZM114 167V168H113ZM119 167V168H118ZM179 167V168H178ZM182 167V168H181ZM191 167H192V169H191ZM58 169V171L56 170V169ZM116 168V169H115ZM118 168V169H117ZM134 168V169H133ZM173 168V169H172ZM40 169V168H39ZM101 169V170H102ZM110 169V170H109ZM112 169V170H111ZM135 169H136V172H134L135 171ZM167 169L169 170V171H167ZM180 171H179V170ZM186 169V170H185ZM54 170H55V172H54ZM118 170H119V172H118ZM164 170V171H163ZM182 170V171H181ZM195 170V171H194ZM227 170V171H226ZM57 171V172H56ZM166 171V172H165ZM196 172V174H194V173H192V172ZM220 171V172H219ZM54 172V173H53ZM59 172H60V174H62V177H61V175L59 174ZM133 172H134V174H133ZM168 172H169V174H168ZM178 172L181 174H178ZM57 173H58V176H56L57 175ZM100 173H101V176H100ZM125 173V174H124ZM138 173V174H137ZM141 173H142V175H141ZM161 173V174H160ZM166 173L168 174V175H166ZM46 174V175H47ZM53 174H56V175H53ZM95 174V175H94ZM108 174H109V176H108ZM187 174H188V176H187ZM194 174V175H193ZM60 175V176H59ZM97 175V176H96ZM133 175V176H132ZM173 175V176H172ZM190 175V176H189ZM54 176V177H53ZM106 176H108V177H106ZM121 176V177H120ZM132 176V177H131ZM134 176H135V178H134ZM166 176V177H165ZM174 176H175V178H174ZM51 179V181L49 180V178ZM52 177L53 178H56V179H52ZM61 177V178H60ZM121 179H120V178ZM168 177V178H167ZM172 177V181H171V179L170 178ZM184 178V179H183ZM221 178H223V179H221ZM94 179V180H93ZM119 179V180H118ZM124 179V180H123ZM126 179V180H125ZM129 179V181L130 182H126L127 180ZM135 179H136V181H135ZM170 179V180H169ZM193 179H195V180H193ZM56 180V181H55ZM58 180V181H57ZM66 180H68V179H66ZM93 180V181H92ZM106 180L104 181L103 180V182H101V184H100V187L101 186H104V185H102L103 183L105 184V182H106ZM180 180L182 181V183L180 182ZM189 180H192V181H190L191 182V185L193 186H188L189 184H190V182H189ZM52 181H54V182H52ZM84 181V180H83ZM122 181H123V183H122ZM135 181V182H134ZM176 181V182H175ZM193 181H194V183L195 184H193ZM56 182V183H55ZM97 182H98V180H97ZM113 182V183H112ZM116 182V184L118 185V186H116V184H114ZM138 182H139V184H138ZM189 182V183H188ZM60 183H61V185H60ZM127 183V184H126ZM174 183H175V185H174ZM56 184V185H55ZM84 184V185H83ZM108 184V187H110V185ZM181 184V185H180ZM58 185H60V186H58ZM111 185V186H112ZM176 185L178 186V187H176ZM214 185V186H215ZM51 186V185H50ZM80 186H81V188H83L82 190L84 191V192H86V191H89L92 195H93V201L94 202H92V200L91 201H89V202H86L85 204H82V202H80V201H83V200H80V198H81V196H80V194L83 192L82 190H81V188H80ZM83 186V187H82ZM138 186V187H137ZM141 186H143V185H141ZM179 186H183L182 188L181 187H179ZM185 186V187H184ZM186 186H187V188H186ZM85 187V188H84ZM120 189H119V188ZM124 189H123V188ZM171 187H172V189H171ZM188 187H190V191L188 190L189 188ZM176 188H178L177 190H176ZM80 190V191H77V192H75L76 190ZM156 189H157V191H156ZM183 189H187L188 190V192H186L185 190H183ZM192 189V190H191ZM121 190H122V192H121ZM138 190V189H137ZM82 191V192H81ZM162 190L159 188H154L152 191H151V193H149V196H151V201L149 202V201H146V200H144V199H142V196L141 195H138V194H136V197L134 198L135 200H137V198L139 199V197H141V199H139V200H137V203H139V204H137L138 205V207H137V205H136V209H134L133 211H139V214H141V217H142V220H141V217H140V221H141V224H140V227L141 228H147L149 225H151V223L149 222L150 221V219H152V217L154 216V215H156L157 217H160V218H162L163 217V219H165L166 221H167V215L170 213V211H167V213H160V212H157V210H156V207H157V209H158V206L157 205H159L160 206V204H157L156 206H155V209H152L151 211H149V209H142L143 208V206L145 207V208H149V207H151V205L153 204V202H154V199H156L158 196H159V194H160V192H161ZM196 191H197V193H199V195L196 193ZM61 192V191H60ZM75 192V193H74ZM79 192V193H78ZM95 192V193H94ZM170 192H171V194H170ZM175 192H176V194H175ZM190 192L192 193V194H190ZM98 193V192H97ZM96 193V194H97ZM156 193H157V195H156ZM169 193V194H168ZM62 196H63V192H61L60 193ZM124 194V195H123ZM153 194H154V196H153ZM196 194V195H195ZM127 195V196H126ZM167 195V196H166ZM169 195V196H168ZM174 195V197H172ZM176 195V196H175ZM203 195V199H202V196ZM221 195V196H220ZM72 196V197H71ZM80 197V198H77V197ZM123 196V199L122 200H120L119 198H121ZM124 196H125V198H124ZM139 196V197H138ZM156 196V197H155ZM171 196V197H170ZM64 197V196H63ZM128 197V198H127ZM153 197V198H152ZM195 197V198H194ZM206 197V198H205ZM68 198V199H67ZM73 198H74V201H73ZM198 198V199H197ZM219 198H220V200H219ZM76 199V200H75ZM82 199V198H81ZM97 199V198H96ZM127 199V200H126ZM153 199V200H152ZM174 199V200H173ZM200 199V200H199ZM206 199H208V200H206ZM214 199H216V200H214ZM78 200H79V202H78ZM132 200V201H131ZM141 200V201H140ZM168 200L166 201V202H168ZM173 200V201H172ZM194 200V201H193ZM73 201V202H72ZM123 201V202H122ZM138 201H140V202H138ZM144 203H143V202ZM198 203H197V202ZM210 201H212L211 202V205H212V207H211V205H209L210 203ZM227 203H226V202ZM75 202V203H74ZM127 202V203H126ZM129 202V203H128ZM152 202V203H151ZM196 202V203H195ZM149 203V204H151L150 206H149V204L147 205V204ZM176 203V202H175ZM200 203H202L203 204V206H204V208L202 207V204H200ZM221 203H223L225 206H223L222 207V205L223 204H221ZM80 204H82L81 206L83 207V209L84 210H79L80 208H82L81 206L80 207H78L77 205H80ZM89 204H91V205H89ZM141 204V205H140ZM207 204V205H206ZM141 206H142V208H141ZM195 206V207H194ZM196 206H198V207H196ZM207 206V207H206ZM76 207V208H75ZM78 207V208H77ZM225 207V208H224ZM238 207V208H237ZM134 208H135V206H134ZM212 209V211L210 210V209ZM213 208H214V210H213ZM215 208L218 210L217 212H216V210H215ZM240 208V209H239ZM159 209H160V207H159ZM93 210V209H92ZM115 210V209H114ZM126 210H128V209H126ZM200 210V211H201ZM210 210V211H209ZM115 211H117V210H115ZM172 211V210H171ZM214 211V212H213ZM230 211H231V213H233V214H231L230 215ZM233 211V212H232ZM239 211V212H238ZM143 212H145V213H143ZM229 212V215L227 214V213ZM241 212V213H240ZM145 214L147 215V216H145ZM152 214H154L153 216H152ZM160 216H159V215ZM217 214V215H216ZM225 216H227V217H225ZM144 217V218H143ZM146 217V218H145ZM88 218V219H87ZM99 218H101V219H104V218H106L105 217V215L104 214H100V216H99ZM149 218V219H148ZM219 218V219H218ZM107 219V218H106ZM85 220H87V221H89L88 223L85 221ZM222 220V221H221ZM142 221H144L145 223H148V224H146V227H144L145 226V223L144 222H142ZM213 222H214V224H213ZM225 222H227V223H225ZM92 223V224H91ZM150 223V224H149ZM130 224V223H129ZM195 224H197V223H195ZM116 225H114V227H116ZM135 225V224H134ZM87 227H86V229H87ZM136 227V226H135ZM150 227V226H149ZM148 227V228H149ZM228 227V228H227ZM167 228H168V226H167ZM220 228H223V229H220ZM186 229H190V227H188V228H186ZM88 230V229H87ZM91 230L89 231V232H91ZM125 230V229H124ZM165 230V229H164ZM185 231H187V230H185ZM126 232V233H125ZM207 232V230L206 229H204V230H202L201 231V233H206ZM224 232V233H223ZM132 232H130V234H131ZM200 233V231H198V234ZM122 235V236H120V235ZM125 234H128L129 236H127V235H125ZM263 234V233H262ZM131 235H134V231H133V233L131 234ZM222 235V236H221ZM224 235H226V237L224 236ZM120 236V238H118V237ZM126 236V237H125ZM137 236V237H136ZM206 236H207V233H206ZM208 236H209V238H210V235L208 234ZM208 236H207V238H208ZM96 237H98V238H96ZM138 237H141L140 239H138ZM143 237V238H142ZM260 237V238H259ZM258 238V240H257V242H256V247L258 248V247H260V246H263L264 247V241H262V239H261V236H259ZM132 238V239H131ZM201 239H199V237H198V239H199V241H203V238L202 237H200ZM263 239H264V236L262 237ZM113 239V241H111ZM118 239V240H117ZM138 239V240H137ZM172 239L174 240V246H175V251L176 252H178L179 250L182 252V247L179 245V244H181V243H183V242H187L186 240L184 241L183 240V238H181L180 237V235H173L172 236ZM196 239V240H195ZM194 240H191L193 243H196L195 241H197L198 242V239L197 238H195ZM104 240H105V245H104ZM117 242H116V241ZM121 240V239H120ZM142 241L143 243H142V245H139V244H141V242H139V241ZM102 241H103V243H102ZM179 241V242H178ZM190 241V240H189ZM107 242V243H106ZM111 242V243H110ZM138 242H139V244H138ZM177 242V243H176ZM135 245H134V244ZM113 244H115V246L113 245ZM117 244V245H116ZM136 244H137V246H136ZM178 246H177V245ZM263 244V245H262ZM116 247L115 249H117L118 250V252L119 253H121L120 255L119 254H117L116 252V250H113L114 249V247ZM111 247H112V251L114 252L115 251V253H113L112 251H111ZM143 247V248H142ZM179 248V249H178ZM262 248V247H261ZM136 249V250H135ZM140 249H141V251H140ZM143 249V250H142ZM178 250V251H177ZM136 251H140V252H136ZM136 253V254H135ZM117 254V255H116ZM142 254V253H141ZM262 254H264V252L262 253ZM116 255V256H115ZM119 255V256H118ZM124 255V254H123ZM136 255H137V257H136ZM111 256V257H110ZM114 257H116V259L114 258ZM118 257V258H117ZM119 257H124V259L123 258H119ZM152 257H154L153 259H152V261H151V258ZM182 257V256H181ZM147 258V259H146ZM150 258V259H149ZM258 258H260V255H258ZM132 259V258H131ZM165 259H168V257L167 256H163V260H165ZM150 261V263H149V261ZM124 261V262H123ZM195 261H197V260H195ZM195 261H194V263H195ZM174 263H176V262H174ZM182 264H186V259L185 260H183L182 261ZM191 264V263H190Z\"/></svg>",
  "mask_w": 264,
  "mask_h": 264
},
{
  "label": "water",
  "instance_id": "3",
  "mask_svg": "<svg viewBox=\"0 0 264 264\" xmlns=\"http://www.w3.org/2000/svg\"><path fill=\"white\" fill-rule=\"evenodd\" d=\"M0 264H113L32 161L2 144Z\"/></svg>",
  "mask_w": 264,
  "mask_h": 264
}]
</instances>
